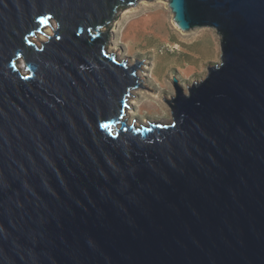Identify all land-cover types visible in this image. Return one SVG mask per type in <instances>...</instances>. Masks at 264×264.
<instances>
[{
    "label": "water",
    "instance_id": "95a60500",
    "mask_svg": "<svg viewBox=\"0 0 264 264\" xmlns=\"http://www.w3.org/2000/svg\"><path fill=\"white\" fill-rule=\"evenodd\" d=\"M136 1L0 0V264H264V0H168L220 61L139 126L106 49Z\"/></svg>",
    "mask_w": 264,
    "mask_h": 264
},
{
    "label": "rangeland",
    "instance_id": "374dc122",
    "mask_svg": "<svg viewBox=\"0 0 264 264\" xmlns=\"http://www.w3.org/2000/svg\"><path fill=\"white\" fill-rule=\"evenodd\" d=\"M116 13L110 22L106 49L131 65L142 59L136 74L145 84L127 96L124 118L136 126L170 123L172 114L166 99L175 95V76L185 92L193 81L204 78L207 65L220 61L219 35L210 27L181 30L173 20L168 0H137ZM55 26L56 20L50 17L49 24L32 35L33 41L41 44Z\"/></svg>",
    "mask_w": 264,
    "mask_h": 264
},
{
    "label": "bare ground",
    "instance_id": "6f19581e",
    "mask_svg": "<svg viewBox=\"0 0 264 264\" xmlns=\"http://www.w3.org/2000/svg\"><path fill=\"white\" fill-rule=\"evenodd\" d=\"M53 25H55V21H53V23H52ZM176 24V23H175ZM177 25V24H176ZM159 26H156L155 28H158ZM155 30H157V29H155ZM153 31H154V29H153ZM41 39H44L43 37L41 38ZM42 41V40H41ZM129 65H131V64H129ZM19 66H20V68H23V61L22 60H19ZM131 91H133V89L131 90ZM132 102H133V100H132ZM131 102V103H132ZM128 123V122H127ZM144 125H148V124H144Z\"/></svg>",
    "mask_w": 264,
    "mask_h": 264
}]
</instances>
